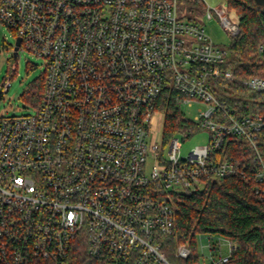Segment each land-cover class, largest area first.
Returning <instances> with one entry per match:
<instances>
[{
	"label": "built area",
	"instance_id": "2783aa9c",
	"mask_svg": "<svg viewBox=\"0 0 264 264\" xmlns=\"http://www.w3.org/2000/svg\"><path fill=\"white\" fill-rule=\"evenodd\" d=\"M180 1L0 0V29L43 58L46 75L33 115L0 118V264H68L76 249L86 264H173L160 241L175 228L173 197L251 170L264 200V118L213 93V79H235L228 49L183 19ZM215 10L237 36L239 25ZM243 83L264 91L262 78ZM166 87L210 133L187 156L178 138H163L156 104ZM233 141L252 150V167L226 155ZM196 243L199 264H225L237 249L220 234ZM191 254L187 244L175 252Z\"/></svg>",
	"mask_w": 264,
	"mask_h": 264
},
{
	"label": "trees",
	"instance_id": "16d2710c",
	"mask_svg": "<svg viewBox=\"0 0 264 264\" xmlns=\"http://www.w3.org/2000/svg\"><path fill=\"white\" fill-rule=\"evenodd\" d=\"M201 0H181L179 13H195L189 18L198 22V16L206 13ZM225 13L240 27V33L231 37L227 47L229 57L225 65L234 69V80L213 79V93L225 100L242 115L264 118V91L247 87L243 80L256 76L264 79V11L258 0H225ZM46 75L43 73L28 92L26 100L39 109ZM156 110L164 114L163 138L178 135L185 138L199 131L198 125L189 119L182 108V96L166 87L160 94ZM260 152L264 160V132L259 135ZM226 155L248 167L253 166L250 148L233 141ZM258 183L251 170L244 177L235 175L212 181L207 189L195 193L186 192L173 197L176 213L175 228L171 234L161 236V252L173 264H199L196 243L199 233L220 234L237 246L229 262L225 264H264V200L257 193ZM181 244L191 248V257L180 261L175 252ZM68 264H86V251L74 250ZM26 264H54L52 261L31 260Z\"/></svg>",
	"mask_w": 264,
	"mask_h": 264
},
{
	"label": "rangeland",
	"instance_id": "374dc122",
	"mask_svg": "<svg viewBox=\"0 0 264 264\" xmlns=\"http://www.w3.org/2000/svg\"><path fill=\"white\" fill-rule=\"evenodd\" d=\"M201 1L205 4L206 10L211 11L213 19H207L205 13L199 15L197 21L205 28L206 33L216 45L228 47L231 43V36L224 29L215 10L222 9L225 12V0ZM194 15H196V12L186 13L183 19H189ZM15 43L16 35L12 30L8 28L0 29V118L33 115L36 112L35 107L26 100L25 96L32 84L41 77L45 70L44 59L34 53L21 48L15 55L13 48ZM7 82H11L8 92L4 89ZM183 110L191 120L196 115L195 106L190 108L185 106ZM157 121L159 131L163 124L162 115L158 116ZM176 138L181 142L182 155L187 156L196 146L206 145L209 142L210 133L201 131L189 138L184 139L180 135ZM205 255L208 256L207 250Z\"/></svg>",
	"mask_w": 264,
	"mask_h": 264
},
{
	"label": "water",
	"instance_id": "95a60500",
	"mask_svg": "<svg viewBox=\"0 0 264 264\" xmlns=\"http://www.w3.org/2000/svg\"><path fill=\"white\" fill-rule=\"evenodd\" d=\"M258 2L263 6V11H264V0H258ZM20 45H21V38L19 37L17 39V41L15 43V47H14L15 55H17V53H18Z\"/></svg>",
	"mask_w": 264,
	"mask_h": 264
}]
</instances>
